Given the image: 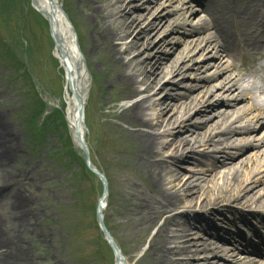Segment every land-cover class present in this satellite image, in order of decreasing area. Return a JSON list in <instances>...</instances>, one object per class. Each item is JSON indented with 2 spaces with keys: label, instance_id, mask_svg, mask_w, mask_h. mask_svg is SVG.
<instances>
[{
  "label": "bare ground",
  "instance_id": "6f19581e",
  "mask_svg": "<svg viewBox=\"0 0 264 264\" xmlns=\"http://www.w3.org/2000/svg\"><path fill=\"white\" fill-rule=\"evenodd\" d=\"M27 1L49 25L55 42L54 56L64 73L69 127L75 142L78 133L86 142L85 109L90 91L87 83L90 71L80 38L61 0ZM70 2L81 20L86 43L92 51L97 52L96 61L102 64L103 91L119 90L121 99L131 101L128 105H122L117 117L122 122L121 132L133 147L129 165L144 170L140 173V180L149 189V192L135 197L134 214L131 215L135 217L132 224L142 231L157 226L156 234L150 240L148 253L153 252L154 256L149 264H226V261H232L238 252L236 236L242 235L240 230L236 234L224 232L210 221L215 219V213H235L238 209L233 207L237 205V208H249L251 213L246 215L259 217L264 225V193H260L263 187L258 188L264 183V178L260 177L264 147L258 151L255 167L243 178L236 169L237 162H233L235 152L222 153L220 162L212 158L206 149L199 150L198 147L213 145L212 150L220 152L224 144L233 147L236 142L245 139L241 135L255 132L257 124L264 125L262 114L255 117L256 123L247 121L246 125L239 127L235 124L246 115L247 109L236 105V101L245 97L264 114L263 67L260 65L252 69L244 61L247 53L258 54L264 50V0ZM198 11L200 14L196 15ZM191 19L196 20L197 26L187 29L186 22ZM176 26L197 36L184 42L185 47L179 50L173 44L165 53L159 49L160 52L151 51L158 44V34L161 31H177ZM205 31L208 33L205 34ZM161 40L158 46H169L171 43L165 37ZM197 51H209L211 59L219 58L217 69L222 72L236 69L238 73L224 77L219 86H190L192 90L202 87L193 96L181 91L176 94L167 91L162 95L163 90L167 89L166 83L174 81L189 67L186 61H196L194 56ZM170 54L174 56L169 58ZM237 60L243 62L242 66ZM201 63L189 69H202ZM228 80L230 85H226ZM179 86L173 84L170 88L178 89ZM217 89L222 91L218 92ZM226 89V92L239 91L235 102L216 101L205 108ZM103 98L99 99V107L110 106V103L103 102ZM219 105L224 107L207 115ZM193 109H197L199 115L206 114L208 118L203 124V131H198L197 124L186 125L190 119L187 115ZM78 112H81V116ZM229 115L232 117L228 119ZM213 116H218V119L209 123ZM11 139L7 123L0 115V210L5 209L0 214V264H29L28 255L17 247L15 240L30 228L26 221L30 209L19 190L12 192L14 183L9 181H17L13 180L15 172L10 169L17 155ZM253 145L264 146V137L258 144L251 142L247 146ZM243 148L245 146L240 150ZM166 153L169 155L167 158ZM186 163L195 166L189 168V175L182 171ZM221 165H228L230 181L214 190L209 183L218 175L216 170ZM200 200L202 203L198 204ZM205 210L210 216L203 213ZM240 216L244 225L249 227V218H244L243 214ZM256 248L254 245L241 248L244 257L239 264H264V255H246L255 250L259 252ZM116 264L125 263L117 261Z\"/></svg>",
  "mask_w": 264,
  "mask_h": 264
},
{
  "label": "rangeland",
  "instance_id": "374dc122",
  "mask_svg": "<svg viewBox=\"0 0 264 264\" xmlns=\"http://www.w3.org/2000/svg\"><path fill=\"white\" fill-rule=\"evenodd\" d=\"M61 3L80 38L86 65L90 71L87 76L90 91L85 109L86 140L93 162L104 172L109 185L108 203L104 210L105 225L122 250L127 264H149L154 256L153 252L148 253L150 240L156 234L157 226L142 231L132 224L135 217L131 216L134 212L133 200L140 193L149 192V189L140 180V173L144 170L134 169L129 165L130 150L133 147L121 132L122 122L117 117L122 105H128L131 101L121 99L122 93L119 90L103 91L104 72L102 64L96 61L97 52L92 51L86 43L81 20L74 12L70 0H61ZM186 23L187 29L197 26L195 19ZM160 33L156 40L158 44L162 37L169 39L171 43L169 46L157 44L152 47L153 52L159 49L165 53L173 44H176L179 50L185 47L184 42L197 36L180 28H177V31ZM206 33L208 31H205ZM54 47L55 42L48 23L27 0H0V115L7 123L12 137L11 143L17 153L10 168L15 172V179H12L17 181H9L14 183L12 192L19 190L30 209V213L26 215L30 228L20 233L18 240H15L17 247L28 255L29 264H115L114 254L97 221V204L103 192L102 183L88 170L84 154L70 130L66 115L67 90L64 73L54 56ZM210 55L209 51H197L194 56L196 61H186L189 67L176 76L174 81L166 83L167 89L163 90L162 95L167 91L172 94L181 91L193 96L198 94L202 87L192 90L190 86H219L224 77L238 73L236 69L224 72L217 69L220 60L217 57L211 59ZM173 56L174 54H170L169 58ZM200 63L203 65L202 69H189ZM257 64L258 62L255 66ZM206 66L208 68H205ZM234 77L235 75L232 76ZM173 84L180 86L178 89H171ZM226 85H230L229 80ZM226 91L227 89L215 96L205 108L216 101L235 102L239 91ZM103 96V102L110 103L111 109L109 105L99 107V99ZM236 105L247 109L243 119L235 123L236 127L246 125L247 121L256 123L257 115L264 116L254 108L248 97L236 101ZM223 107L219 105L215 110L207 112V115L216 113ZM196 111L197 109H193L189 112L187 117L190 119L186 125L197 124L198 131H203V124L208 118L206 114L199 115ZM231 117L232 115H229L227 118ZM216 119L218 116H213L209 123ZM162 131L163 129L160 132ZM241 136L245 139L236 142L233 147L228 143L224 144L220 147V152H214L213 145L200 146L198 149H206L212 158L218 160L221 159L222 153L235 152L233 162H237L236 169L243 178L255 167L258 151L264 147L247 145L251 142L259 143L264 137V125L257 124L255 132ZM244 146L241 151L240 148ZM167 156L169 155L166 153L165 158ZM261 156H264V152ZM228 165L217 168L218 175L209 183L210 188L215 190L229 183ZM263 165L264 162L261 163L260 170L262 178ZM189 168H195L194 164H185L182 168L185 175H189ZM258 188H262L260 193H264V183ZM201 203L202 200L198 204ZM233 208L238 210L235 213L221 212L218 215L214 212L215 219H212L210 224L214 223L213 226L231 234L240 230L242 235L236 236L238 247L247 244L249 240L252 243L261 242L260 237L264 232L262 219L247 216L246 214L251 213L249 208H237V205ZM4 211L0 210V214ZM203 213L210 216L208 210ZM241 214L244 218H249V227L244 225ZM197 226L199 228V225ZM239 248L235 253L236 258L226 261V264L240 263L244 253Z\"/></svg>",
  "mask_w": 264,
  "mask_h": 264
},
{
  "label": "water",
  "instance_id": "95a60500",
  "mask_svg": "<svg viewBox=\"0 0 264 264\" xmlns=\"http://www.w3.org/2000/svg\"><path fill=\"white\" fill-rule=\"evenodd\" d=\"M86 154H87V152H86ZM108 237H109V239H110V241H111V243H112V247L115 248V244H114V242H113V240H112V238L110 237L109 234H108ZM117 258L120 259V255H119V253H117Z\"/></svg>",
  "mask_w": 264,
  "mask_h": 264
}]
</instances>
